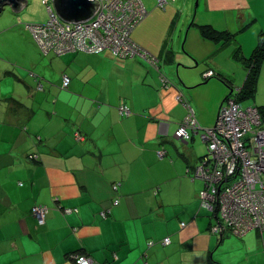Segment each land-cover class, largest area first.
Here are the masks:
<instances>
[{"label":"crops","instance_id":"crops-1","mask_svg":"<svg viewBox=\"0 0 264 264\" xmlns=\"http://www.w3.org/2000/svg\"><path fill=\"white\" fill-rule=\"evenodd\" d=\"M153 2L143 1L147 15L130 37L157 68L107 49L39 54L31 33H19L22 54L2 67L15 84L0 90V264H75V253L91 264H264V231H209L214 216L200 206L203 182L193 175L206 143L200 131L174 137L187 114L177 94L209 127L244 83L238 56L264 32V0H199L193 19L184 3ZM202 26L224 37H205ZM243 101L264 105V61ZM36 204L48 208L42 225Z\"/></svg>","mask_w":264,"mask_h":264},{"label":"built area","instance_id":"built-area-1","mask_svg":"<svg viewBox=\"0 0 264 264\" xmlns=\"http://www.w3.org/2000/svg\"><path fill=\"white\" fill-rule=\"evenodd\" d=\"M97 1L99 7L92 17L68 22L58 16L52 0H43L48 12L47 20L24 23L23 26L44 54L97 53L109 49L122 58H147L157 68L158 59L149 56L148 51L130 37L147 15L142 0ZM165 3L166 0H157V6L162 8ZM213 76V70L204 72V77ZM161 81L163 85L169 83L163 75ZM68 83L69 76L62 75V88H66ZM239 91L240 87L230 89L218 107L214 124L209 127L199 124L193 109L177 94L176 98L187 107V114L174 136L187 140L190 130L200 131V138L206 143V153L195 166L193 175L203 182L198 193L201 207L214 216L210 232L222 235L227 231L241 237L253 229L264 231V122L257 106L244 105L238 99ZM118 108L122 115L130 113L124 104ZM156 155L162 158L164 151L160 149ZM113 186L117 187L116 184ZM47 209L41 204L32 206L31 213L38 225L44 223ZM69 211L65 209V212ZM184 225L185 222H180L181 227ZM169 242V237L162 239V244ZM71 257L75 264H91V259L84 254L75 253Z\"/></svg>","mask_w":264,"mask_h":264},{"label":"rangeland","instance_id":"rangeland-1","mask_svg":"<svg viewBox=\"0 0 264 264\" xmlns=\"http://www.w3.org/2000/svg\"><path fill=\"white\" fill-rule=\"evenodd\" d=\"M143 1L146 2L147 0H142V2ZM153 1H154L153 2L154 5L157 6V0H153ZM198 2L199 0H175L174 4L178 9H181L182 4L184 3L187 9H191L192 11L191 19H193L194 15L196 14V10L198 8L197 7ZM27 3H28L27 6L24 8L22 7L23 3H19L20 6L18 10L14 9L10 5L4 4L0 11V90L2 92H6L5 94H7L8 92H12L15 81L3 75L4 72L2 71V67H4L3 70L9 68L7 67V63H13L14 62L13 58L20 57L22 54V50L19 47L20 43H22L20 38L21 36L19 33H21L22 35H24V33H28L26 32L27 29H25L22 24L44 22L48 17V12L43 0H27ZM20 22L22 24H20ZM19 24L21 25V28L17 29L16 26ZM29 42L39 54H42V52L39 51L38 46L35 45L36 43H34L33 39ZM2 92H0V95L4 96L5 94L2 95ZM248 102H253V101H243L244 104H247Z\"/></svg>","mask_w":264,"mask_h":264},{"label":"trees","instance_id":"trees-1","mask_svg":"<svg viewBox=\"0 0 264 264\" xmlns=\"http://www.w3.org/2000/svg\"><path fill=\"white\" fill-rule=\"evenodd\" d=\"M19 6L20 5H18V8H19ZM39 23H43V22H39ZM201 31H202V34L205 37H208L210 39L217 40L219 38L224 37V35H223L224 33L217 34V33L213 32L207 26H202L201 27ZM107 50H109V49H107ZM109 51L111 52V50H109ZM238 58L244 64H246V67H247V70H248L246 79H245L244 83L242 84V86H240V91H239V94H238V99L240 101H243V99L252 98L254 96L255 92H256L257 78H258V75H259V72H260L261 64L264 61V32L263 31L260 32L257 45L252 50L251 54L248 57H242V56L239 55ZM258 110L260 112L262 121L264 122V105L263 106H259Z\"/></svg>","mask_w":264,"mask_h":264},{"label":"water","instance_id":"water-1","mask_svg":"<svg viewBox=\"0 0 264 264\" xmlns=\"http://www.w3.org/2000/svg\"><path fill=\"white\" fill-rule=\"evenodd\" d=\"M22 0H0V11L4 4L18 10ZM58 16L68 22H79L87 20L99 7L97 0H52ZM166 133V132H165ZM175 137V136H174Z\"/></svg>","mask_w":264,"mask_h":264}]
</instances>
